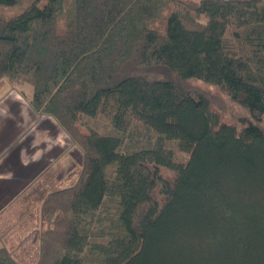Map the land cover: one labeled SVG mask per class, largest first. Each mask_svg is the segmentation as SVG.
<instances>
[{"label": "trees", "instance_id": "trees-1", "mask_svg": "<svg viewBox=\"0 0 264 264\" xmlns=\"http://www.w3.org/2000/svg\"><path fill=\"white\" fill-rule=\"evenodd\" d=\"M26 2L0 0L23 6L0 13V83L30 84L83 153L74 184L32 189L36 264H264V0ZM99 116L108 130H82ZM215 143L240 164L227 185L198 181L195 209L179 153ZM0 264L24 263L0 243Z\"/></svg>", "mask_w": 264, "mask_h": 264}, {"label": "rangeland", "instance_id": "rangeland-1", "mask_svg": "<svg viewBox=\"0 0 264 264\" xmlns=\"http://www.w3.org/2000/svg\"><path fill=\"white\" fill-rule=\"evenodd\" d=\"M22 9L23 6H0V13L13 16ZM197 82L210 92L222 93L214 84ZM32 90L27 83L14 84L7 80L0 83V194L4 192L0 195V205L21 190L0 217V243L16 249L24 264H36L38 235L44 229L42 202L35 200L32 189L38 183L45 185L46 191L72 185L83 166L80 146L63 131L55 117L39 113L31 106ZM223 120L239 126L237 119L228 114L223 115ZM107 124L100 116L91 117L86 119L82 130L88 132V128L94 127L106 131ZM131 142L136 145L137 141ZM179 155L185 160L189 158V164L176 178V190L195 209L204 208L197 182H201L202 189L227 185L228 168L240 164L232 143H215L205 149L181 151ZM164 172L175 178L173 171Z\"/></svg>", "mask_w": 264, "mask_h": 264}, {"label": "crops", "instance_id": "crops-1", "mask_svg": "<svg viewBox=\"0 0 264 264\" xmlns=\"http://www.w3.org/2000/svg\"><path fill=\"white\" fill-rule=\"evenodd\" d=\"M13 156V155H12ZM5 189V188H4ZM21 191V190H20ZM20 191L19 190H17V191H15L14 192V194L12 195V196H10V198H9V200H6V202H4L2 205H0V214L2 213V212H5L6 211V207H7V205H8V203L10 202V201H12V199L17 195V194H19L20 193ZM18 192V193H17ZM4 192L2 191L1 192V194H3ZM0 194V195H1ZM15 195V196H14ZM14 196V197H13Z\"/></svg>", "mask_w": 264, "mask_h": 264}]
</instances>
